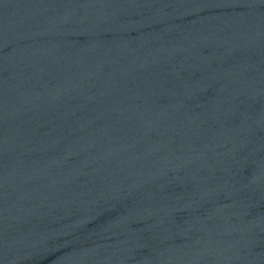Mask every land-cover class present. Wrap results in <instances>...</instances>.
<instances>
[{
    "label": "water",
    "instance_id": "water-1",
    "mask_svg": "<svg viewBox=\"0 0 264 264\" xmlns=\"http://www.w3.org/2000/svg\"><path fill=\"white\" fill-rule=\"evenodd\" d=\"M0 264H264V0H0Z\"/></svg>",
    "mask_w": 264,
    "mask_h": 264
}]
</instances>
